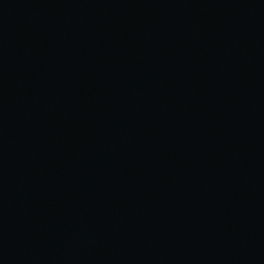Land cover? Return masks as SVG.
Returning <instances> with one entry per match:
<instances>
[{"label":"water","instance_id":"95a60500","mask_svg":"<svg viewBox=\"0 0 264 264\" xmlns=\"http://www.w3.org/2000/svg\"><path fill=\"white\" fill-rule=\"evenodd\" d=\"M0 264H264V0H0Z\"/></svg>","mask_w":264,"mask_h":264}]
</instances>
